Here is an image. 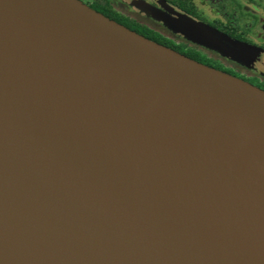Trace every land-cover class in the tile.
Masks as SVG:
<instances>
[{
  "label": "water",
  "instance_id": "obj_1",
  "mask_svg": "<svg viewBox=\"0 0 264 264\" xmlns=\"http://www.w3.org/2000/svg\"><path fill=\"white\" fill-rule=\"evenodd\" d=\"M2 13L19 29L0 28V264H264V159L238 165L264 144V90L78 0ZM229 129L247 135L217 156Z\"/></svg>",
  "mask_w": 264,
  "mask_h": 264
},
{
  "label": "rangeland",
  "instance_id": "obj_2",
  "mask_svg": "<svg viewBox=\"0 0 264 264\" xmlns=\"http://www.w3.org/2000/svg\"><path fill=\"white\" fill-rule=\"evenodd\" d=\"M82 4L89 6L92 0H78ZM113 1V11L119 13L123 16H127L130 19L136 20L148 28L152 29L156 33L163 35L168 39H175L177 41H184L191 45H202L198 44L196 40L189 36L185 29H195L201 31L205 35H210V30L205 28L202 24L191 20V24H188L184 19L176 16L167 18V14L164 15L158 9H155L151 4L154 0H138L134 1V5L130 1L122 0H112ZM194 3L197 13L203 17L206 21L212 22L215 19L222 20L224 22L229 21L238 31H244L249 34V38L255 44L254 47H243L242 50H248L249 54L253 55L256 51L262 52V49L256 45L261 42L256 41L253 36V30H255V21L252 16L247 14L248 12H253L260 17L264 18V3L260 0H221V2H215L214 0H192ZM202 43V42H201ZM203 46V45H202ZM206 48L210 49L217 58L224 63L225 66L235 68L239 73L243 71L246 74H257L259 77L264 79V56L262 60L256 58V61H261L260 64L250 67L251 64L235 61L227 54H232L227 47L217 45L218 48H210L204 45ZM243 52V51H242ZM247 52V53H248ZM243 55H247L246 53Z\"/></svg>",
  "mask_w": 264,
  "mask_h": 264
},
{
  "label": "flooded vegetation",
  "instance_id": "obj_3",
  "mask_svg": "<svg viewBox=\"0 0 264 264\" xmlns=\"http://www.w3.org/2000/svg\"><path fill=\"white\" fill-rule=\"evenodd\" d=\"M124 1H130V2H132L131 4L134 5L133 2L134 1H138V0H124ZM189 1L193 5V7L195 8L196 13H197V9H196L194 3L192 2V0H189ZM214 1L215 2L216 1L217 2H219V1L221 2V0H214ZM260 1H262L264 3V0H260ZM151 4L154 6L155 9H158L161 12H163L164 15L167 14L166 15L167 18L172 17V16H176L174 12H177V13L182 14V15H184V16H186L188 18L189 21L185 20L188 24L192 23L191 20H194L195 22L202 24L205 28L210 30L211 38L214 39L216 41V43H218L219 45H221L223 47H229L232 50H238V49L242 48V46L243 47H254L255 46V44L249 38V34H247V32L238 31L237 28L234 27L232 25V23H230L229 21L224 22L222 20L215 19L212 22H208V21H206L203 17H201L197 13V15H199V17L202 19V20H200V19L191 17V16L179 11L175 6L170 5L165 0H154ZM88 7L91 8V9H94V8L110 9L112 11H113V8H114L112 0H92V2L90 3V5ZM172 10H174V11H172ZM116 14H118L120 16H123V15H121L119 13H116ZM247 14L249 16H252L254 18V21H255L256 28H255V30H253V36L252 37L256 41L261 42L259 45H256V46H258L259 48L262 49V52L256 51L255 55H257V58L259 60H262L263 56H264V18L260 17L259 15L255 14L253 12H248V10H247ZM123 17L130 19L127 16H123ZM176 17H178V16H176ZM130 20H133V19H130ZM134 21H136V20H134ZM136 22H138V21H136ZM216 22H220L223 25H228L231 28H233L236 31V33L238 35H240L239 37H240V42L241 43L238 44V43H235V42H228L227 39L225 38L226 36L218 34L215 30H213L211 24H215ZM138 23H140V22H138ZM140 24H142V23H140ZM144 26H146V25H144ZM189 30H193V29H185V32L189 36H191V32ZM157 34H159V33H157ZM159 35H161V34H159ZM161 36L163 38L167 39V40H170V41L174 42L175 45L178 46L180 49H182L184 51H189V52H191L193 54L198 55L200 58H202L204 60H207L209 63H211V65L220 68V70L231 72L233 74V76H235L236 78L243 79L246 82H249L251 84L252 83H257L260 87H262L264 89V79L263 78L259 77L257 74H246L245 72L243 73L244 70H242V72L239 73V72H237L235 70V68L225 66L224 63H222L221 60L219 58H217L216 55L210 49H208V48H206L204 46V45H206V46H208L210 48L211 47L214 48L212 44H208V43H205L203 41H198L193 36H192V38L194 40H196L198 42V44H202L203 46L202 45H191V44H189L187 42H184V41H177L175 39H168V38L164 37L163 35H161ZM219 37H221V38H219ZM242 51H243V53L244 52H248V50H246V49L242 50ZM259 60L255 61L254 63L250 62L248 60H245V61H241V64L243 65V63H249V64H251L250 67H253V69H255L254 65L255 64L257 65V64L261 63V61H259ZM235 61H237V60H235ZM237 62H240V61H237Z\"/></svg>",
  "mask_w": 264,
  "mask_h": 264
},
{
  "label": "trees",
  "instance_id": "obj_4",
  "mask_svg": "<svg viewBox=\"0 0 264 264\" xmlns=\"http://www.w3.org/2000/svg\"><path fill=\"white\" fill-rule=\"evenodd\" d=\"M167 3H169L172 6H175L179 11L202 20L199 15H197L195 8L193 7V5L190 3L189 0H165ZM94 11L102 14L103 16L107 17L108 19L124 26L125 28L129 29L132 32H135L136 34L152 41L155 42L161 46H164L166 48H169L191 60H194L202 65H205L207 67L213 68L215 70L221 71L223 73H226L230 76H233V74L231 72H227V71H223L220 70V68L215 67L213 65H211V63H209L207 60H204L202 58H200L198 55L193 54L189 51H184L182 49H180L178 46L175 45L174 42L167 40L165 38H163L161 35L155 33L153 30L149 29L148 27L134 21V20H130L128 18H125L123 16H120L118 14H116L114 11L110 10V9H102V8H94ZM212 25V29L215 30L218 34L224 35L226 36L225 38L227 39L228 42H235L240 44V35H238L236 33V31L231 28L228 25H223L220 22H216L215 24H211ZM221 38V37H219ZM256 66V64L254 65ZM235 77V76H233ZM240 79V78H238ZM243 80V79H241ZM245 81V80H243ZM246 82V81H245ZM249 83V82H247ZM251 84V83H249ZM251 85L264 90L262 87H260L257 83H252Z\"/></svg>",
  "mask_w": 264,
  "mask_h": 264
},
{
  "label": "bare ground",
  "instance_id": "obj_5",
  "mask_svg": "<svg viewBox=\"0 0 264 264\" xmlns=\"http://www.w3.org/2000/svg\"><path fill=\"white\" fill-rule=\"evenodd\" d=\"M30 21V20H29ZM14 22V23H13ZM16 22L9 19L8 16H5V14H0V28L4 30L6 33L12 34V36H17V30L19 29L18 25L15 24ZM29 25H34V23L31 21ZM35 26V25H34ZM37 28V27H36ZM29 46L37 51H41L45 47H47L46 40L43 38V36L40 34V36H36L32 38L29 41H26ZM64 65L66 70H68L70 73L74 74H81L86 73L89 71L90 66L85 64L84 62L78 60L73 56L72 54H67L64 59ZM247 134L240 132L238 130L229 129L227 130V134L224 135L222 138H219L220 140V146H227L226 152H217V156L225 155L228 152L234 151L237 146L241 143V141L246 137ZM224 142V143H223ZM216 152V146L214 147ZM264 159V144L256 146L254 152L247 153L244 155L238 162V165H242L246 171H249L250 169H258L261 167V162Z\"/></svg>",
  "mask_w": 264,
  "mask_h": 264
}]
</instances>
